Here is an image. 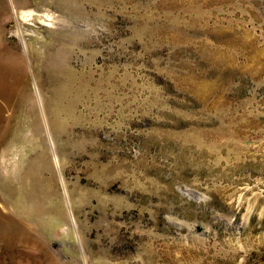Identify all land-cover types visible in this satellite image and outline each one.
I'll return each instance as SVG.
<instances>
[{"label": "rangeland", "instance_id": "obj_1", "mask_svg": "<svg viewBox=\"0 0 264 264\" xmlns=\"http://www.w3.org/2000/svg\"><path fill=\"white\" fill-rule=\"evenodd\" d=\"M0 264H264V0H0Z\"/></svg>", "mask_w": 264, "mask_h": 264}, {"label": "bare ground", "instance_id": "obj_2", "mask_svg": "<svg viewBox=\"0 0 264 264\" xmlns=\"http://www.w3.org/2000/svg\"><path fill=\"white\" fill-rule=\"evenodd\" d=\"M14 3H15L14 8H16V7L18 6V4H16V2H14ZM25 53H26V52H25ZM54 90H55V89H54ZM57 92H58V91H57ZM61 98H62V97H61ZM56 100H57V99H56ZM56 100H55V101H56ZM55 101H54V102H55ZM51 103H52V102H51ZM55 107H56V106H55ZM61 112H62V111H61ZM51 114H52V117L54 118V121L57 122V118H58L59 116H57L56 108H55V110L52 111Z\"/></svg>", "mask_w": 264, "mask_h": 264}]
</instances>
